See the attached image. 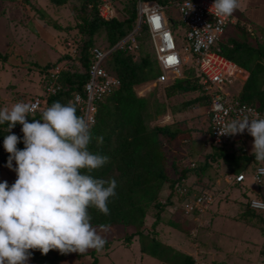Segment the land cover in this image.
<instances>
[{"label": "trees", "instance_id": "16d2710c", "mask_svg": "<svg viewBox=\"0 0 264 264\" xmlns=\"http://www.w3.org/2000/svg\"><path fill=\"white\" fill-rule=\"evenodd\" d=\"M11 1L0 0V4L4 3L1 12L6 13L11 8ZM71 1L77 2L72 3L71 8L73 11H78L77 25L83 37L75 45L74 55L70 52L64 55L71 61L72 68L63 66L58 73H55L53 68L58 62L47 63L44 66L45 92L40 94V108L30 114L29 122L32 119H40L42 111L57 101L62 104H75L77 115L83 117L82 111L74 102V97L77 93H82L84 99L87 98L83 90L89 79L92 48L96 46L97 37L104 31L106 47H111L130 33L138 23L137 0H113L116 13L109 19L102 17L99 13V5L103 0H50L57 7ZM155 1L166 4L180 0ZM36 11L38 17L49 25L58 30L65 28L60 22L51 18L43 8H37ZM117 12L121 13L122 17ZM239 27L234 34L227 40L223 39L218 45L222 54L249 73L237 97L264 111V37L258 39L243 28L239 30ZM66 29L69 27L67 26ZM253 38L255 42L252 41ZM137 41L139 47L134 52L121 49L111 52L106 60L105 68L110 74L120 79V85L110 94H101V97L93 99L96 112L91 123L92 139L88 148L94 154L108 156L109 160L99 169L92 170L90 173L87 170L82 172L90 174L93 178L115 179L117 187L116 195L110 197L108 201L109 215H104L95 207L89 209L92 217L91 224L93 227L133 226L135 231L125 236L124 241L132 244L134 238L137 236L140 238L141 260L144 256L158 259L166 257L168 264H195L192 255L177 250L158 237L156 228L161 223H166L179 231L188 232L181 223L164 215L166 209L173 205V196L182 201L187 200L188 197H196L203 191L212 193L205 188L194 192L191 183H188L186 179L189 174L198 176L200 180L209 179L211 171L221 166V159L228 163V171L237 173L247 171L249 168L254 170L262 163L257 162L254 154L247 150L248 138L242 139L243 141L231 139L221 146H212L206 158L203 161H197L194 166L181 167L176 160H168L166 146L178 139L182 129L178 122L161 125L155 120L167 112L169 97L176 94L187 97L181 103L180 109L197 103L209 104L211 90L202 81L198 69L192 65L183 68L182 76L171 83L167 85L157 83L149 95H139L136 86L155 80L161 74V70L146 24L141 25ZM0 58L6 57L0 52ZM235 80L237 78H233L231 82L234 83ZM48 86H53L54 91L48 92ZM21 128L22 125L17 123L11 129V133L21 138L17 144L18 149L24 148ZM8 134H10L8 124H0V168L7 165L9 153L4 149L3 141ZM100 137L103 138L102 142L98 139ZM238 142L240 143L237 145ZM236 184L240 188L245 186L244 183L234 185ZM165 187L170 189L167 195L163 192ZM183 188H186V191L181 192ZM161 197H165V200L161 201ZM152 207L155 208L152 230L146 232V216ZM245 208L242 220L247 225L263 226L261 232L264 234V215L257 214L258 212L249 208L248 202ZM111 245L112 242L109 239L106 240L104 251L108 252ZM32 253L38 264H59L68 255L56 249L50 250L47 254H42L38 249L32 250ZM98 253L99 251L93 249L81 254V257L91 255L93 259L90 264H99Z\"/></svg>", "mask_w": 264, "mask_h": 264}, {"label": "rangeland", "instance_id": "374dc122", "mask_svg": "<svg viewBox=\"0 0 264 264\" xmlns=\"http://www.w3.org/2000/svg\"><path fill=\"white\" fill-rule=\"evenodd\" d=\"M72 3L77 2L71 1L57 7L50 0H12L10 2L12 6L6 13L1 12L4 3L0 4V52L6 57L5 59L0 58V108H10L20 101L30 102L44 93L46 73L43 69L47 63L58 62L53 68L54 72L62 69L63 66L72 68L71 61L64 55L74 52L75 45L83 37L77 25L79 23L78 11L72 10ZM103 3L104 1L100 3L99 9ZM37 8L46 10L51 18L60 22L65 28L58 30L45 20L40 19L36 11ZM114 13H116L115 6L111 4V14ZM166 13L168 17L171 13L178 21L176 10L172 9ZM117 14L122 17L121 13L117 12ZM233 19L235 21L227 28L225 35L230 37L240 26L239 30L243 28L246 32L257 36L258 39H262L264 37V0H240V8L234 12ZM169 23L177 38L178 49L184 57L187 54V51L183 49L187 43L186 28L181 23H173L170 19ZM67 26L69 29H66ZM105 38V32L102 31L97 37L95 45L106 47ZM252 41L255 42V39L253 38ZM191 63H193L192 60L184 66H189ZM245 75H249L248 71L240 72L237 80L234 83L231 82L233 84L230 83V87L223 86L226 89L225 92L236 97L248 77ZM162 84L167 85L168 83ZM156 86L152 80L136 86V90L144 96L149 95ZM183 98L185 97H181V100L173 98L170 101L179 104ZM155 122L163 125L170 124L172 120L163 114L158 116ZM245 132L247 131L245 130ZM239 138L240 136H236L237 141ZM247 140L249 141L247 150L251 153L254 138L251 137ZM180 144L184 143L181 141ZM208 149L211 151V146ZM242 163L245 164L243 161ZM220 165L216 167V170L214 168L211 171L209 179L200 180L194 174L187 177L188 182L192 183L194 192L205 188L213 193V204L203 211L187 214L182 213L184 201L175 198L176 204L173 203L168 207L164 215L166 218H172L181 223L188 229V232H179L168 226H164L162 230L163 223H161L156 228L159 233L158 237L166 244V239H170L169 242L176 249L192 255L195 264H264V234L261 232L263 226L247 225L242 220V214L246 211V202L253 194L264 199V184L258 185L252 180L253 168H249L247 171H243L247 176L245 186L243 188L234 186L235 181L233 180L239 173L228 171V163L223 159H221ZM15 166V162H13V167ZM16 179V172L9 169L7 165L0 168L2 182L6 180L11 186ZM235 188L239 189L241 193L239 194ZM160 199L164 201L165 197ZM154 211L155 208H150L146 216V232L152 230ZM257 214L264 215V212ZM94 228L106 240L109 239L112 242L108 252H105L104 249L99 251V264H168L166 257L158 259L148 256L147 259L141 260L140 238L138 236L134 238L132 244H127L124 241L125 236L135 231L133 226L117 225ZM169 234H172V238H166ZM91 250L93 249L87 252ZM32 256L34 257L33 253ZM92 259L91 255L81 257L79 253H68L67 257L59 264H90ZM30 264L38 263L34 260Z\"/></svg>", "mask_w": 264, "mask_h": 264}, {"label": "clouds", "instance_id": "9594fccd", "mask_svg": "<svg viewBox=\"0 0 264 264\" xmlns=\"http://www.w3.org/2000/svg\"><path fill=\"white\" fill-rule=\"evenodd\" d=\"M212 6L217 17H229L232 14L234 16V12L240 8V0H214ZM234 21L233 19L229 26ZM225 36L224 34L221 41ZM73 51L75 52V48ZM74 52L71 54L74 55ZM93 56L92 52V60ZM239 69L241 73L244 72L242 68ZM88 76L86 84L90 80L89 73ZM157 78L153 80L155 85L166 82L169 84L174 80L171 78L159 82ZM86 84L83 90L85 95ZM113 89L104 94H110ZM77 94L84 99L82 93ZM86 100L87 98L84 99ZM35 111V104L23 101L13 104L10 108H0V124L7 123L10 133L3 141L4 149L9 153L7 167L17 174V179L11 186L6 180H0V264H30L35 260L30 250L35 249L40 250L42 254H47L53 249L62 254H83L90 249L101 251L106 244V239L91 224L89 209L95 207L104 215H109L108 201L116 195L117 182L115 179L93 178L90 174L82 172L87 170L90 173L99 169L109 160L108 156L94 154L88 148L92 139V122L85 119L83 110V117L78 116L73 103L54 102L42 111L40 119H32L29 122L28 117ZM17 123L22 125L23 149L17 148L21 138L11 133ZM238 133L243 140L254 138L252 153L255 160L264 165V118L245 117L219 127L220 135H232V139L233 135ZM98 139L100 142L103 140L102 137ZM209 144L214 146L211 142V132ZM194 164L193 162L185 166ZM256 168L253 170L252 180L258 185H263L264 178L262 183H257L253 177ZM241 173L245 175V179L236 181L239 173L235 175V183H245L247 176L244 172ZM258 173L264 175V167L259 168ZM254 198L264 201L253 194L247 201L249 208L264 212L251 207L250 202ZM29 258L30 262L27 263Z\"/></svg>", "mask_w": 264, "mask_h": 264}, {"label": "built area", "instance_id": "2783aa9c", "mask_svg": "<svg viewBox=\"0 0 264 264\" xmlns=\"http://www.w3.org/2000/svg\"><path fill=\"white\" fill-rule=\"evenodd\" d=\"M104 3L99 9L102 17L109 19L111 14V4L113 0H103ZM138 2V23L136 27L121 38L110 49L95 47L92 52L94 59L91 62L89 75L90 80L86 84L87 100L84 101L80 94H76L75 102L85 111V119L90 123L93 121V113L96 108L93 104L95 97L110 92L114 87L120 85V80L111 76L104 64L107 57L115 49L134 52L139 44L137 35L142 24L147 25V30L155 47L161 75L157 78L159 82L175 79L180 76L184 62L193 61V65L198 69L202 81L211 90L208 119L211 132V142L221 146L232 139V135H220L219 127L230 123L233 120L264 118V111L256 106L247 104L237 96H230L225 92L223 86L229 85L233 78H238L241 72L238 65L221 53L219 42L223 38L229 24L233 20V14L229 17H217L213 5L214 0H180L162 4L155 0H137ZM176 10L178 21L170 13L168 17L166 11ZM181 23L186 28V45L183 47L187 54L183 57L177 45V38L169 23ZM60 70H56L58 73ZM54 76V75H52ZM49 92L54 91V87L47 88ZM40 108L41 99L39 97L30 101ZM36 112V111H35ZM33 112V113H35ZM244 134V133H243ZM264 167L259 165L253 175L257 183H262L264 175L258 173V169ZM245 175L240 173L236 181H243ZM186 191L183 188L181 192ZM213 203V195L203 191L196 197H188L184 200V213L203 211ZM253 209L264 210V201L258 198L251 200ZM32 251V250H30ZM31 258V257H30ZM30 258L27 263L30 262Z\"/></svg>", "mask_w": 264, "mask_h": 264}, {"label": "crops", "instance_id": "0c3cea01", "mask_svg": "<svg viewBox=\"0 0 264 264\" xmlns=\"http://www.w3.org/2000/svg\"><path fill=\"white\" fill-rule=\"evenodd\" d=\"M228 38L229 37L226 35L225 39L227 40ZM186 63H188V62H186ZM186 63L184 62V65ZM193 64L194 63H191L189 66H192ZM186 67H188V66H183V68H186ZM243 71H245V70H243ZM181 76H182V73H181ZM245 76L247 77L248 75H245ZM171 82H172V80L170 81V83ZM228 86L230 87V85H228ZM181 97H183L182 94H176L172 97H169V99H168L169 104L167 106V112L164 114H165V116L167 115L171 118V120H172L171 123L178 122V124L180 125V128L182 129V133L178 137V139L174 140L172 143L167 144V146H166L167 158H168V160H173V159L176 160L177 163L181 167H183V165L185 166L188 164H192L193 162L196 163L197 161H203L206 158V156L210 153L208 148L211 145L209 144V139H210V127H209V119H208L209 105L197 103L193 106H189L186 108H180L179 109L181 103L187 97L184 96L185 98H183V100L179 104H175L174 102H171L170 100L173 98L181 100ZM188 97H190V95H188ZM236 136H240V138L238 140H242L241 134L238 133V134L233 135L234 141H237ZM181 141L184 144H180ZM248 143H249V141H248ZM248 143H247V146H248ZM186 181L188 182L187 179H186ZM234 186H237V185H234ZM235 190L239 191L238 192L239 194L241 193L239 189L235 188ZM163 192L165 195H167L170 192V189L165 187ZM174 199H175V197L173 196L172 201H173V203L176 204ZM212 204H210V205H212ZM166 212H167V210L165 211V214H166ZM164 226H168L169 228H173V227L167 225L166 223H163L162 230L164 229L163 228ZM171 235L172 234H169L168 236H166V238H172ZM166 241H167V244L176 248L174 245H172L169 242L170 239H166ZM141 255H142V253H141ZM147 258H148V256H144L143 259H147Z\"/></svg>", "mask_w": 264, "mask_h": 264}]
</instances>
